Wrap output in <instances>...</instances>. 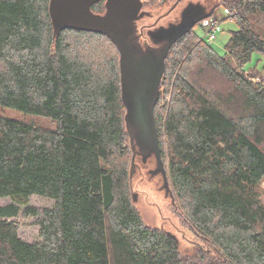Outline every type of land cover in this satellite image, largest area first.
<instances>
[{
  "label": "trees",
  "instance_id": "16d2710c",
  "mask_svg": "<svg viewBox=\"0 0 264 264\" xmlns=\"http://www.w3.org/2000/svg\"><path fill=\"white\" fill-rule=\"evenodd\" d=\"M49 4L0 0V108L55 126L0 114V202L12 201L0 205V264H264V78L244 70L264 56V0H220L239 24L224 56L192 31L166 58L155 116L175 213L199 240L193 253L133 202L117 48L71 29L55 40ZM92 11L104 14L105 1ZM207 69L225 90L204 80ZM32 196L55 205L38 210ZM21 213L37 217L39 241L20 238Z\"/></svg>",
  "mask_w": 264,
  "mask_h": 264
},
{
  "label": "water",
  "instance_id": "95a60500",
  "mask_svg": "<svg viewBox=\"0 0 264 264\" xmlns=\"http://www.w3.org/2000/svg\"><path fill=\"white\" fill-rule=\"evenodd\" d=\"M105 1L104 14H96L92 7ZM220 0L212 7L191 2L177 22L148 30L146 43L139 29L142 20L151 18L144 11L142 0H50L49 13L54 39L64 30L91 32L106 36L120 54L122 100L126 107L125 122L133 152L130 179L140 170L138 163L151 164L145 178L161 176V188L173 206L175 197L171 189L160 142L155 109L160 98V88L166 73V58L171 48L203 20L212 17ZM142 173V171H141ZM143 175V173H142ZM149 175V176H148ZM133 202L136 198L133 194ZM136 205V204H135ZM179 242L178 238L167 232Z\"/></svg>",
  "mask_w": 264,
  "mask_h": 264
},
{
  "label": "rangeland",
  "instance_id": "374dc122",
  "mask_svg": "<svg viewBox=\"0 0 264 264\" xmlns=\"http://www.w3.org/2000/svg\"><path fill=\"white\" fill-rule=\"evenodd\" d=\"M218 1L219 0H172L166 7L164 6V9L149 12L151 18L142 20L139 25V29L144 33L141 40L142 43L144 44L147 42L145 34L149 29L154 30L159 27L167 26L171 22H177L185 8L191 5V2H200L210 8L216 4V2L218 3ZM214 17L219 21L220 30L217 32L215 40L209 42V44L219 56H224L231 35L233 32L239 30V24L232 18L226 19L229 16L225 14L222 6L217 8ZM193 31L201 39L206 35V31H204L200 25H197ZM256 31L264 38V25H258ZM244 70L247 74H255L257 76V79H253L254 81H260V79L264 78V56L257 52L254 53L252 59L247 65H244ZM204 80L213 81L212 84L214 86L217 85V90H225L227 87V83H225L223 76L216 73L214 70L207 69L204 74ZM163 90L166 92L163 96V104L167 105V100L170 96L167 93L166 87H164ZM164 105L159 108L158 114L164 111ZM0 114L9 118L30 122L37 126L55 127L52 122L45 117L21 114L9 108H0ZM153 179L154 180L145 178L140 170L136 171L132 183V194H135L136 198L135 207L140 211L144 221L148 225L162 228L165 232H170L178 238L180 248L183 252L193 253L194 247L199 240L196 239V236L189 228L181 224V220L175 213L171 199L166 197L165 191L161 188L160 179H157V177ZM260 188L261 202L264 204V181L260 184ZM11 203V199L6 198L1 200L0 205L5 206ZM54 205L55 201L49 198L41 196H32L30 198V206L38 210L51 209ZM16 220L19 226L18 233L23 241L35 243L40 240L37 217H28L24 215V213H21ZM203 247L207 248L208 252H210L209 250L213 251V248L207 244L203 245ZM216 263L218 262L214 261V264Z\"/></svg>",
  "mask_w": 264,
  "mask_h": 264
},
{
  "label": "built area",
  "instance_id": "2783aa9c",
  "mask_svg": "<svg viewBox=\"0 0 264 264\" xmlns=\"http://www.w3.org/2000/svg\"><path fill=\"white\" fill-rule=\"evenodd\" d=\"M153 0H142L143 4L145 2H152ZM167 1V0H166ZM225 14L229 15V10L224 11ZM198 25H200L204 31H206L205 40L207 42H213L216 38L217 32L220 30L219 21L214 17H210L201 21Z\"/></svg>",
  "mask_w": 264,
  "mask_h": 264
},
{
  "label": "flooded vegetation",
  "instance_id": "af4514ba",
  "mask_svg": "<svg viewBox=\"0 0 264 264\" xmlns=\"http://www.w3.org/2000/svg\"><path fill=\"white\" fill-rule=\"evenodd\" d=\"M138 166H140L139 168H141V171H142V173H143V175H146V171H147V173H148V171H149V169H150V167H151V164H148V163H142V161L141 162H139L138 163ZM149 176V175H148ZM158 178L161 180L162 178H161V176L159 175L158 176ZM157 178V179H158Z\"/></svg>",
  "mask_w": 264,
  "mask_h": 264
}]
</instances>
